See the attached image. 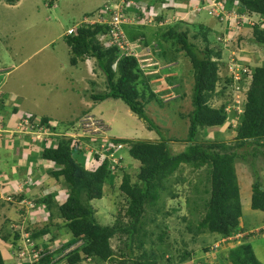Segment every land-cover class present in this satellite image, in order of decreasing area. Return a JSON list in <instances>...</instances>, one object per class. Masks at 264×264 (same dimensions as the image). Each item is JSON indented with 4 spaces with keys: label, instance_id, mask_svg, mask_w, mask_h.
<instances>
[{
    "label": "rangeland",
    "instance_id": "obj_1",
    "mask_svg": "<svg viewBox=\"0 0 264 264\" xmlns=\"http://www.w3.org/2000/svg\"><path fill=\"white\" fill-rule=\"evenodd\" d=\"M128 1L147 2L143 10L149 16L154 15L157 6V10L165 14V17L172 11L169 8L179 7V0ZM119 2L121 3V0H18L15 4H10L6 1H0V69L4 71L0 78L3 81L0 94L3 100L7 99L9 103V108L6 102L3 103L5 109H7L3 111L8 127L5 129L19 125L18 115L13 113L14 105L19 102L21 106L25 104L26 108L34 111L28 110L30 113L43 114V116L57 120L53 121L52 124L54 125V122L58 124L57 133L60 136L71 134V131H65L66 125L76 123L77 127V124H80L79 127L83 128V132L86 130L87 133H90L89 135L97 137L95 139L92 137L81 138L85 140L84 143L89 152L93 149V146L87 145L91 139L97 145H103L109 141L108 138L161 140L159 135L154 131H150L144 120L133 113L126 103L120 99L108 98L97 102L92 99L96 105L88 107L83 99V94L88 91V96L89 94L91 96V94L106 91L107 77L98 66L95 58H87V60L82 61L81 63L85 65L80 63L78 66H73L70 63L71 55L65 38L68 29L74 27L84 16L86 17L88 13H91L90 10L100 12L106 4ZM18 3L19 5L16 6ZM127 5L132 7L133 4L127 2ZM230 11H235L233 20L235 18L240 19V22L237 21V23L247 20L248 14L240 12L238 5L235 9L232 7ZM84 12L88 13L83 14ZM160 14L157 13V15ZM180 15L183 16V14ZM180 15L177 16L179 18L177 23L181 22L179 28L188 33L190 41L196 43L201 49L212 47L219 55V58L217 55L212 56V60L220 63L219 74L221 80L218 83V91L222 90L223 80L231 77L232 73L236 74L238 68L246 66L249 68L248 73L252 76L254 69L262 64L264 49L253 41V28L248 27L247 24L248 29L241 30L242 36H239L240 33L236 32L235 38H232V35L226 32L228 24H222L220 19L216 21L215 18L204 11L199 13V17L205 16L203 20L198 18L185 20L180 18ZM234 24L235 22L233 27H235ZM144 27H138L137 24L134 26L124 24L123 30L126 29L128 35L147 33L146 37L149 39V43L146 46H149V48L145 49L146 47L144 48L145 45L143 44V48L140 46L138 49L139 56H142L141 64L146 70V75L152 76L147 86L141 84L144 90L147 89V92L142 90L143 93H146V111L165 131L166 137L173 140L170 142L173 152L179 153L189 143L186 141L189 113L194 108L192 64L177 45H173L168 41L159 43V39L163 40V32L167 28L161 19L155 20L147 28ZM151 33H154L153 36ZM126 38L128 39L127 36ZM238 38L240 42H243L242 46L236 43ZM234 39L235 42L233 43ZM232 55L237 56L234 58ZM229 91L234 92V89L230 87ZM12 92H14L13 96H17L14 101L7 97L8 93ZM155 96L160 97L162 102H157ZM88 99L91 100V98ZM224 102H228V99L216 95L213 96L210 104L219 107ZM1 106L2 103L0 102V112ZM238 107L243 109L242 104H239ZM89 115L93 116L91 122L95 124L86 120ZM236 124V121L229 119L221 127L202 129L196 143L220 142L227 145L234 144L236 135L234 126ZM9 130L12 131L13 129ZM87 149L84 152L73 151V156L85 167L94 168L99 162H96L95 158L90 156L92 153H89ZM120 155L125 158L122 168L132 175L133 181H136L139 167L135 165V160L130 156L129 149L121 150ZM248 159L249 161L238 159L236 163L239 184L243 187L242 202L245 217V220L241 221V228H244V231L238 232L248 233L245 234L246 236L235 238L233 243L220 244L218 250L214 249L208 254L209 260L207 261L202 258L207 253H200L199 258L202 262L205 260L206 264H209V262L211 264H230L224 256L227 255L229 249L239 244L237 241L241 240V237H244L241 243L249 242L252 244L258 259L264 264V212H252L253 209L248 208L246 205L250 199L249 193L252 194V185L256 178L258 177L264 184V155L261 154L258 158L249 156ZM252 160L254 165L250 163ZM8 165L12 167V162ZM203 171L204 168L195 171L191 167L183 165L182 170L171 176L166 184L169 189L164 192L160 202V205L164 202L165 206L154 207L153 211L150 210L148 213L149 220H145L147 222L145 228L150 232L155 230V235L150 238L155 240L161 253H165L164 257L159 256L160 259L157 264H197L195 258L191 257L183 260L182 255L186 252L189 255L196 251L201 252L203 248L212 247L213 244L222 239L218 234L199 232L197 224L200 217L191 216L187 204L188 198L200 201L209 197L206 193H197L193 189L194 181L199 180ZM1 176L3 181L15 182L19 180L21 183H23L22 179L26 177L23 175L13 178L6 172L5 168L1 169ZM51 181H53V184H58L59 187L63 184L53 178ZM121 181L120 174L113 184H106V196L101 200L93 201L97 208L99 222L103 224H115L118 214L121 212L120 208L126 206L125 197L119 189ZM42 184L43 182H39L38 185ZM49 186L50 184H45V186L36 189L43 190L44 195H48L47 191L56 189L54 186L52 188H49ZM201 189L203 190L202 187ZM36 192L38 190H33L31 194ZM4 194H6V190ZM66 195L65 188L64 193L59 194L58 200L62 201ZM28 199L35 200L31 197H28ZM39 205L38 213L29 216L27 223L30 226L38 225L40 227L42 224L48 223L50 211L47 212L44 205L40 203ZM2 207L12 211L14 219L17 216V210L20 211V206L15 203L5 204ZM56 209L55 220L57 221L58 213ZM6 217L10 219V216ZM152 218L155 220H151ZM124 221H127L126 218ZM4 224H2L3 228L0 229V236H8L11 241L8 243L7 248L5 247L6 249L3 248L6 264H11L8 260L10 254L16 264H30L29 261L16 257L19 247L12 243ZM158 225L168 233L165 242L162 244H160L157 237L161 231ZM6 227L9 230L10 227L7 221ZM257 227L259 228L257 229ZM50 228L53 232L57 231L55 226ZM62 229L59 231V238L52 245L53 250L61 247L63 242L70 240L72 237L67 229ZM50 236L48 234L41 240H50ZM18 244L20 245V242ZM112 245L117 252L120 251V248H125L124 243L118 236L112 239ZM147 245L149 247L150 243ZM136 252L138 251L136 250Z\"/></svg>",
    "mask_w": 264,
    "mask_h": 264
},
{
    "label": "trees",
    "instance_id": "obj_2",
    "mask_svg": "<svg viewBox=\"0 0 264 264\" xmlns=\"http://www.w3.org/2000/svg\"><path fill=\"white\" fill-rule=\"evenodd\" d=\"M0 1L15 4L18 0ZM225 1L227 8L238 5L240 12L252 17L256 16L259 19L252 27L253 41L264 49V0ZM127 2L131 3L128 0ZM136 2L139 3L138 6L133 4L134 6L130 7L125 4L123 13L129 19L135 14L143 15L145 4H141L140 1ZM87 16L97 17L98 11L88 13ZM163 16V14L157 15L156 20L162 19ZM138 22L139 20H136L134 23L127 24L131 26L137 24L138 27L145 26L144 28H147L146 25ZM179 23L181 22L166 25L167 28H163L165 29L163 40L159 39V43L168 41L177 45L192 64L194 108L189 113L186 138L189 143L179 153L173 152L170 143L173 140L166 137L165 131L146 111V93L142 92L144 87L141 84L147 86L152 76L146 75V70L142 68L138 57L133 54L125 55L118 44L106 45V41L112 38L111 25L109 23L85 24L79 27L76 33L65 37L70 47V63L73 66L87 58H95L107 77V90L91 94V99L95 102L108 98L122 100L133 113L144 120L150 131L159 135L161 140L112 138L113 143L123 144L129 149L130 156L135 160V165L139 167L136 181H133L132 175L122 168L125 158L121 156L120 163L113 169L111 160L101 157L100 152L103 145H97L93 140L88 141V144L99 149L95 154L99 163L94 168L85 167L73 156V151H86L85 140L67 135L60 136L57 133L58 124H52L54 119L43 117L42 124L50 127L54 134L42 143L36 141L37 144H35L36 142L33 141L31 146L22 144L21 149L25 151L30 147L38 159L45 160L51 165L46 168L45 165L36 161L38 167L48 172L51 178L63 183L67 197L64 202L63 200L59 201L57 195L61 191L47 193L48 195L40 192L39 198L35 197L38 204L44 205L47 212L50 211L48 223L42 224L40 227L26 224L27 212L21 209L17 210L18 217L13 223L17 226H24L26 232L30 233L31 239L36 242V248H42L40 261L30 264H157V261L160 257H164L165 253H161L155 240L150 238L155 235V230L148 231L145 228L147 225L145 220H149L148 213L150 210L153 211L154 207L165 206L164 202L161 205L160 202L164 192L169 189L166 184L171 176L182 170L183 165L189 166L195 171L204 168L199 180L194 181L193 189L197 193H206L209 197L200 201L188 198L187 202L191 216L200 217L197 230L201 233L218 234L222 238L233 237L244 231V228H241L243 205L236 163L238 159L249 161V156L258 158L261 154L264 155V52L263 62L254 69L250 86L245 97L241 100L243 113L238 114L236 95L233 91H229L230 87L234 88L233 77L223 80L222 90L218 91V83L221 80L220 63L212 60V56L217 55L219 58V55L212 47L201 49L196 43L190 41L188 33L180 30L181 24ZM124 32L130 41L142 38V44L149 43V39L146 37L147 33L128 35L125 29ZM145 77L147 78L145 79ZM248 78L249 75L246 73L242 80L249 85L250 79L247 80ZM144 91L147 92V89ZM225 91L229 93L227 94ZM216 95L224 99L227 98L228 102L222 103L219 107L211 105L210 101ZM155 97L157 102H162L160 97ZM5 108L2 107L1 110L6 111ZM18 109V106L14 107L13 112H19ZM229 119L237 122L234 126L236 130L234 144L196 143L202 129L221 127ZM65 131L79 132L81 127H76V123H72L66 125ZM15 138L16 136L13 135L7 141H12L11 144H14ZM26 139L29 138L21 137V140ZM16 146L18 148V144ZM250 163L254 165L253 160ZM120 174L122 181L119 189L125 197L126 206L120 208L121 212L118 214L115 224H103L99 222L97 208L93 201L103 199L107 194L106 184H113ZM32 178L33 174L30 176L32 182L29 184V190L35 189L39 184V178L35 177V181ZM24 195H17L16 198H24ZM5 204L4 200H0L1 206ZM55 208L58 213L57 221L55 220ZM251 208L264 212V184L258 177L252 185ZM9 221L10 219H7V223ZM4 223L8 234L13 236V244L20 248L18 242L22 238L21 228L15 229L12 233L10 232L11 227L9 230L6 227V220ZM59 224L62 225L59 226ZM53 226L57 231L53 232L50 228ZM62 228L67 229L72 237L63 242L61 247L52 250L51 246L59 238V231ZM159 228L161 231L157 237L162 244L168 233L161 226ZM48 234L51 235L50 240L42 241L41 239ZM116 236L125 245V248H120L118 252L112 245V239ZM8 238L5 236L4 240ZM148 243H150L149 247ZM212 247H205L201 252L196 251L191 255L186 252L182 255V259L192 257L196 259L197 264H206L205 260H209L207 255L212 251ZM200 253L206 254L202 257L205 259L203 262L199 258ZM224 258L230 264H263L249 242L239 243L236 247L229 249ZM0 264H6L1 249ZM209 264L211 263L209 262Z\"/></svg>",
    "mask_w": 264,
    "mask_h": 264
},
{
    "label": "built area",
    "instance_id": "obj_3",
    "mask_svg": "<svg viewBox=\"0 0 264 264\" xmlns=\"http://www.w3.org/2000/svg\"><path fill=\"white\" fill-rule=\"evenodd\" d=\"M127 0H121V3H114V4H106L103 10L98 12L97 17H88L84 16L74 27L69 28L67 31V35H72L76 33L77 29L79 27L84 26L85 24H95V23H109L111 25V32H112V38L111 40L106 41L107 46H112L114 44H118L120 47L121 51L125 55H130L133 54L136 57L139 58V61L141 63V57L138 54V49L140 46L143 48L142 44V38H138L136 41H130L126 38L125 32L123 30V26L126 23H134L136 20H139L138 23H142L144 25L146 24H151L156 20V16L152 15L149 16L145 13L143 15L137 16V14L133 15L130 19L127 18V16L124 15L123 10L125 7V4ZM135 6H138L139 3L137 2H131ZM197 3L195 6H193V10L195 13H197L200 10L208 12L211 16L220 19L221 22H225L230 24L233 28V23L235 22V26H243L245 23H253L251 19L247 17L246 21H243L241 23L240 19L233 17L235 14V11H230L226 9V1L225 0H196ZM141 4H147L144 2H141ZM174 20L179 19L178 17L173 16ZM173 20V21H174ZM162 21V20H161ZM142 65V64H141ZM144 68V67H142ZM248 73V69L244 68L242 71L240 69H237L236 74L234 73L235 76V86H234V93L236 95L237 101L240 98V95L244 92L245 89H247L248 84L244 82L242 79L244 75ZM244 82V83H243ZM88 118L86 120H89L90 122L92 121L93 116H87ZM20 123L18 126L15 127V130L13 129L10 131L9 129H5V131H8L9 134H13V132H18L19 134H29L31 135L32 139L34 140H39V141H46L49 139V137L54 134L53 130H51L50 127H48L46 124H42L41 119L35 118L32 119V116L29 114H20L18 116ZM92 124H95L94 122H91ZM80 126V124L78 125ZM5 128V123L3 118L0 119V130L4 131ZM100 128V127H98ZM90 133H87L85 130L83 132V128L81 127V131L76 132V131H71V134L69 136L79 139L82 137H88V138H97L94 135H89ZM68 135V134H67ZM11 136V135H9ZM109 141L105 142L103 144V149L100 152L102 158H108L112 162V168H116L117 165L120 163V157H118L116 154L117 152L123 148L122 144L115 145L109 138ZM99 149H96L93 147V149L90 150L92 154H96V152ZM0 198L5 199L8 201L13 200L11 196L5 197L2 194V187H0ZM29 208H33L34 204L29 202L28 203ZM11 230L15 231V229L21 228L22 232V238H21V246L18 249V259L21 260H27L29 263H38L40 261V258L42 257V250L36 248V242L31 239L30 233L26 232L24 229V226H17L16 224L12 223L10 225ZM216 247L219 246V244L215 245ZM42 264V263H41ZM44 264V263H43Z\"/></svg>",
    "mask_w": 264,
    "mask_h": 264
},
{
    "label": "crops",
    "instance_id": "obj_4",
    "mask_svg": "<svg viewBox=\"0 0 264 264\" xmlns=\"http://www.w3.org/2000/svg\"><path fill=\"white\" fill-rule=\"evenodd\" d=\"M189 2L187 3V1L186 0H179V2H178V4H179V7H177V6H174L173 8H169V9H172V11L170 12V14H168L166 17H165V14H163L162 12H159L158 10H157V8H156V11H155V13H154V15L155 16H157V13H161V15L163 14L164 16H163V18L161 19L162 20V22H163V24H164V26H166V25H170V24H172L173 23V16H175V17H179V15L180 14H183V16H181L180 15V18H182V19H185V20H188L189 18H193V19H199V20H203V18H205V16H201V17H196V16H198L199 15V12H203V10H200V11H198L197 13H195V11L193 10V6H195L197 3H194V2H196V0H188ZM140 2H143V1H140ZM20 3V2H19ZM19 3L16 5V6H18L19 5ZM144 3H147V2H144ZM181 3V4H180ZM184 4H186V5H184ZM91 12H93L92 10H90ZM90 11H88V12H90ZM88 12H84L83 14H87ZM146 13V12H145ZM143 14H144V12H143ZM147 14V13H146ZM167 14V13H166ZM148 15V14H147ZM153 15V16H154ZM152 16V15H151ZM188 16V17H187ZM187 18V19H186ZM178 21V20H177ZM155 22V21H154ZM153 22V23H154ZM153 23H151V24H146V26H150V25H152ZM127 24V23H126ZM128 25V24H127ZM152 29V28H151ZM246 29H248V28H245V30ZM126 30V29H125ZM153 34L154 33H151V35L153 36ZM145 45V44H144ZM147 45V44H146ZM144 46V48L145 49H148L149 48V46L147 47V46ZM69 49H70V47H69ZM87 60V59H86ZM82 61H80L79 62V64L81 63ZM78 64V65H79ZM81 64H83V65H85L84 63H81ZM78 65H76V66H78ZM86 67L88 68V66L86 65ZM90 70H91V68H90ZM4 71H2V69H0V78H1V75H3L4 73H3ZM87 77V76H86ZM88 78V77H87ZM87 84V83H86ZM2 85H3V81L2 80H0V88L2 87ZM2 89V88H1ZM6 92V91H5ZM7 93V92H6ZM87 93H88V91H87ZM83 94V99H84V101H85V103L86 104H88V107H90V106H93V105H96V103H93V100L91 99H88V98H91V96H90V94H89V96H88V94ZM14 95V92H12V93H8V95H7V97H9L10 99H11V101L13 100H15L16 98H17V96H13ZM6 103L8 104V108H9V103L7 102V99H6ZM19 107V109H22V110H24V111H28L29 109L28 108H26L25 107V104H22V106H21V104L19 103V102H17L15 105H14V107ZM29 111H33V110H29ZM28 111V112H29ZM34 112V111H33ZM86 113V112H85ZM39 114V113H38ZM40 115H43V114H40ZM0 116L1 117H4V112H3V110H1V112H0ZM45 116V115H44ZM48 117V116H47ZM50 118V117H49ZM5 119V118H4ZM51 119H54V118H51ZM55 121H57V120H55ZM13 123V122H12ZM55 123V122H54ZM7 137H8V135H6V137L4 138V136L2 135V133H0V171H1V169L2 168H5L6 169V172H8L13 178H17V177H21V176H25V175H28V174H30V176L33 174V180H34V178L36 177V178H39V180H41V181H39V182H43V184L40 186V185H38L37 184V186H36V188L37 187H42V186H45V184H47V185H49L50 184V186H49V188H52L53 186H54V188H56L55 190H52V191H47V193H56V191L57 192H59V191H61V193H64V191H65V188H64V186H63V184L61 185V187H59V185L58 184H53V181H51L52 180V178L50 177V175L48 174V172H46V171H44V170H42L41 168H39L38 167V165H37V162L39 161V163L40 164H43V165H45L46 166V168H48L49 166H50V164L48 163V162H46L45 160H41L40 158L38 159L37 157V155L36 154H33L32 153V151H23L21 148V145L22 144H26V141L27 140H21V137H16L15 138V141H13L14 142V144H10V146H8L7 144H6V141H7ZM18 144V148H17V145ZM17 148V149H16ZM27 154H26V153ZM38 159V160H37ZM5 161V162H4ZM37 161V162H36ZM12 162V167L11 166H9L8 164H10ZM8 170V171H7ZM33 172H32V171ZM46 172V173H45ZM35 181V180H34ZM241 187V200H243V197H242V186H240ZM33 189V190H38V192H36V193H34V194H31V192L33 191V190H31V192H28L29 194H25L24 196L25 197H31V198H34V199H36V198H39L38 196L40 195V192H42L43 193V191L42 190H39V189ZM37 194H39V195H37ZM29 195V196H28ZM249 195H250V199H249V201L247 202V206H248V208H251L250 207V205H251V199H252V194H251V192L249 193ZM57 196H59V194L57 195ZM36 197V198H35ZM62 197H63V195H62ZM66 197H67V195H66ZM66 197L63 199V202L66 200ZM242 205H243V202H242ZM243 211V210H242ZM253 211H259V210H252V212ZM263 212V211H262ZM6 216H10V219L11 220H16L17 219V217H18V213H17V216L15 217L16 219H14L13 217H12V211H9L8 209H6V208H4V207H2L1 205H0V229H2L3 227H2V224H4V221H5V219H6V221H7V217ZM242 220H245V217H244V211H243V216H242V218H241V221ZM27 223V222H26ZM242 224V223H241ZM259 227H257V229H258ZM264 228V227H263ZM248 232H244L243 234H241V236H243V235H245V234H247ZM1 237V236H0ZM3 237V236H2ZM2 237L0 238V249H1V251H2V253H3V248H7V245H8V243L9 242H11L10 241V238L9 239H6V240H4V238H5V236L3 237V239H2ZM11 237V239L13 240V236H10ZM238 237V236H237ZM243 240V238L241 237V240H239V241H237V243H241V241ZM13 243V242H12ZM233 243V242H232ZM5 248V249H6ZM3 255H4V253H3ZM5 258V257H4ZM5 260H6V258H5ZM8 260H9V262L11 263V264H16L15 263V260H14V258H13V256L10 254L9 256H8Z\"/></svg>",
    "mask_w": 264,
    "mask_h": 264
},
{
    "label": "clouds",
    "instance_id": "obj_5",
    "mask_svg": "<svg viewBox=\"0 0 264 264\" xmlns=\"http://www.w3.org/2000/svg\"><path fill=\"white\" fill-rule=\"evenodd\" d=\"M234 9H235V7H233ZM226 9L227 10H231V8H227V4H226ZM204 12H206V11H204ZM200 13V12H199ZM209 16H211L208 12H206ZM211 17H213V16H211ZM213 18H215V17H213ZM248 18L249 19H251V21L253 22V23H245V25H241L240 27H239V25L238 26H235V27H233L232 28V26H229L230 24H228V23H225V22H221L222 24H228L227 25V27H226V29H227V33H229L230 35H232L231 37L233 38H235V36H236V32H239L240 33V35L239 36H242V33H241V30H244L245 28H248V27H253L254 26V24H256L257 22V20H259V19H257V17L255 16V17H252V16H249L248 15ZM216 19V21H218L217 20V18H215ZM177 23V20H174L173 21V23L172 24H170V25H173V24H176ZM246 24L248 25V27H246ZM234 30V31H233ZM233 32H234V34H233ZM66 36H68L67 34H66ZM244 36V35H243ZM237 40V44L238 45H243V42H240L239 41V38L238 39H236ZM235 42V39H234V41H233V43ZM232 56H234V58L237 56V55H232ZM244 68H247L246 66L245 67H241V68H238V69H240L241 71L244 69ZM248 70H249V68H247ZM231 70H233V69H231ZM248 75H249V78L247 79V80H249V85H248V87H247V89L249 88V86H250V83H251V79H252V76H250V74L248 73ZM232 77H233V84H234V86H235V76H234V73H232V75H231ZM1 89V88H0ZM247 89H245L244 90V92L240 95V98L238 99L239 101H238V105L241 103V100L245 97V93H246V91H247ZM2 90V89H1ZM0 99H2V101H0L1 103H2V106L1 107H5L4 105H3V103L4 102H6V100H3V98L1 97V94H0ZM19 110V112H17V113H15V112H13V113H15V114H17L18 116L20 115V114H23V113H25V114H29V115H31L32 116V119H37V118H39V119H41V122H42V119H43V117H46V116H43V115H38V114H34V113H30V112H28V111H24V110H22V109H18ZM237 111H238V114L240 113V114H242L243 113V109H242V107L241 108H239L238 107V109H237ZM87 114V113H86ZM91 116V115H90ZM3 118V120H4V123H5V128H8L7 127V125H6V121H5V119H4V117H2ZM80 120V119H79ZM53 121H55V120H53ZM78 122V121H77ZM43 123V122H42ZM79 124H77V127H79L78 126ZM15 127H16V125H14L13 127H10V128H12V129H14L15 130ZM5 128H4V131L3 130H0V133H2V135L4 136V138L6 137V135H8V137H7V139H11L12 138V136L13 135H15L16 137H22V138H25V136H27L29 139H26L27 141H26V144H28L29 146H31L32 145V143H33V141H38L39 143L40 142H44V141H39V140H34V139H32V137H31V135H29V134H19L18 132H13V134H9V132L8 131H5ZM9 135H11V136H9ZM67 134H65V136H66ZM67 136H69V135H67ZM69 137H71V136H69ZM14 139V138H13ZM115 139V138H114ZM91 140H93V139H91ZM110 140H112V138L110 139ZM94 141V140H93ZM11 142L12 141H6V144L8 145V146H10V144H11ZM35 144H37V142L35 143ZM115 144V143H114ZM88 145H90V146H92L91 144H88ZM115 145H117V144H115ZM123 145V144H122ZM126 147L123 145V148L122 149H120L118 152H117V156L118 157H121V155H120V152H121V150H123V149H125ZM26 151H32L31 150V148L30 147H28V148H26ZM87 151H88V149H87ZM89 152V151H88ZM26 153V152H25ZM89 153H91V152H89ZM27 154V153H26ZM90 156L92 157V158H95V154H90ZM95 161L96 162H98L97 160H96V158H95ZM26 177L25 178H23L22 179V181H23V183H21V182H19V180H16L15 182H13V181H3V179H2V176H1V173H0V187H2V194L5 196V197H7V196H11L12 198H13V200H11V201H8V200H5V199H1L0 198V200H4L5 202H6V204H12V203H15V204H17V205H19L20 206V209L21 210H23V211H25V212H27V218L29 219V216H31L32 214H36V213H38V211H39V209H40V205L36 202V200H32V199H28V197H24V198H21V199H18V198H16V196L17 195H21V194H26V193H28V192H30V190H29V184H31V182H32V180L30 179V175L28 174V175H25ZM5 190H6V194H4V192H5ZM242 201V200H241ZM29 202H31V203H33L34 204V207L33 208H29V206H28V203ZM38 206V207H37ZM242 210H243V207H242ZM254 210V209H253ZM28 219H26L25 220V223L26 222H28ZM14 222V220H11V221H9V223H8V225H9V227H10V225L12 224ZM27 224V223H26ZM10 232H12V233H14L12 230H10ZM241 234H243V232L242 233H238L237 235H235V236H233V237H225V238H222L221 240H219L217 243H215V244H213L212 246V250H218L219 248H220V244H226V243H232L233 242V240L235 239V238H239V236H241ZM238 236V237H237ZM243 236H246V235H243ZM244 238V237H243ZM20 246H21V239H20ZM38 242V241H37ZM216 244H219V246H215ZM53 248V246H51V249ZM19 249V248H18ZM39 249H41L42 250V248H39ZM53 250V249H52ZM211 252V251H210ZM209 252V253H210ZM208 256V255H207ZM16 257H18L17 255H16ZM211 263V262H210Z\"/></svg>",
    "mask_w": 264,
    "mask_h": 264
}]
</instances>
